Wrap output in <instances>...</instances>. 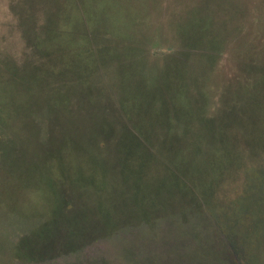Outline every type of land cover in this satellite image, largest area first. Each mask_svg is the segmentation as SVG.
<instances>
[{"label": "rangeland", "instance_id": "rangeland-1", "mask_svg": "<svg viewBox=\"0 0 264 264\" xmlns=\"http://www.w3.org/2000/svg\"><path fill=\"white\" fill-rule=\"evenodd\" d=\"M71 1L0 0V264H264V0Z\"/></svg>", "mask_w": 264, "mask_h": 264}, {"label": "trees", "instance_id": "trees-1", "mask_svg": "<svg viewBox=\"0 0 264 264\" xmlns=\"http://www.w3.org/2000/svg\"><path fill=\"white\" fill-rule=\"evenodd\" d=\"M103 6H105L104 8H102ZM106 8H109V11H113V8L111 7V3H110V0H75V5L73 4V2L71 1L70 2V11L71 10H73L74 11V13L77 15V17H79L80 16V14H81V11L83 12V14H84V16L85 15H87V16H90L92 13H94V12H99L98 14H101L102 15V12H105V11H107V9ZM73 11H72V13H73ZM122 13H123V15H130V17H137L136 15H134V14H137V9L135 8V9H133V8H130V9H128V10H126L125 8H123L122 9V11H121ZM140 13H141V11H140ZM80 18V17H79ZM60 20H62L61 18H59ZM75 19V18H74ZM75 22H77V21H74L73 20V24L75 23ZM108 25V24H107ZM63 27H65V26H63ZM62 27V28H63ZM109 27H113L112 25L111 26H107L106 28H109ZM197 29H199V31H202V32H198L197 31ZM185 34H184V36H187L188 37V35H190V38H189V40L191 39V43L193 42V44L196 46V45H198V44H201L203 41H204V39H206V37H207V28H206V25L205 24H203L202 22H197V26L195 25V29L194 28H190V29H188V30H186L185 32H184ZM68 42H69V44H70V39H68ZM52 46H53V44H51ZM110 46H113V45H110ZM60 53L61 52H59V55H60ZM74 54H71V55H69V59H70V57L71 56H73ZM61 57V56H60ZM63 57H65L66 59H68V55L67 54H65ZM76 56L74 55V60H72V61H75L76 60ZM54 61H55V59H53ZM68 61H66V63H67ZM88 63H89V61L88 60H86L85 61V66H90V65H88ZM130 64V63H129ZM129 64L127 65V67H125V70L126 69H128V66H129ZM51 66V65H50ZM51 69L53 68L52 66L50 67ZM124 88V87H123ZM124 91V90H123ZM129 99L130 98H128V97H121V100H122V105H125L124 106V108L126 109V107H129L128 109H127V113H130L131 111L133 112L135 109H134V105L130 102L129 103ZM133 107V108H132ZM129 111V112H128ZM178 115V114H177ZM178 118H181V117H179L178 116ZM258 126V123H253V125H252V127L251 128H249L248 129V131L249 130H251L250 131V133L251 132H254L255 130H256V127ZM232 137V136H231ZM68 138V137H67ZM66 138V139H67ZM69 139V138H68ZM242 141V140H241ZM258 144V143H257ZM235 150V148L232 150V151H234ZM49 154L51 153V151L50 152H48ZM191 153H194L195 154V151H192ZM234 155H236V154H233L232 155V158H231V160L234 162V164L232 165V166H229L228 165V162L227 161H223V160H228V159H224V158H222V162H221V166H216L217 167V169H213V165H212V169H211V172L214 174L213 176H216V175H223V173H224V171H226L227 169H236V167L237 166H240V165H242V163H243V161L242 160H240V159H238V155L237 156H235L234 157ZM240 155V154H239ZM215 155H213V157H214ZM212 157V158H213ZM229 157H230V154H229ZM228 157V158H229ZM70 158H71V154H70ZM70 158H69V160H70ZM212 158H209V159H207V160H205V161H208V160H210V159H212ZM199 159V158H198ZM93 161V160H92ZM69 162V161H68ZM67 162V165H66V167H68L69 168V171L71 170L72 171V174H73V176H76L77 175V173L79 172L80 174L79 175H77V177H79V176H81V175H83L85 172L84 171H79V170H75V169H71L70 168V166H69V163ZM191 162H194V160H191ZM66 164V162H64V161H62V165H63V168H62V170L64 169V165ZM222 165H224L225 167H222ZM133 167H134V165H133ZM137 167V166H136ZM226 167H228V168H226ZM134 168H132V170H133ZM186 169H187V167H186V165H184V170L186 171ZM165 170V169H164ZM78 171V172H77ZM77 172V173H76ZM187 172V171H186ZM158 173L160 174L161 173V171L159 170L158 171ZM189 173V172H188ZM86 174V173H85ZM186 175L189 177V175L186 173ZM162 176V178H167V176H168V174L166 173V172H163V174L161 175ZM230 177V176H229ZM83 178V177H82ZM77 179V178H76ZM232 179L235 181L236 180V177H232ZM174 180V179H173ZM198 186V182L196 181V187ZM216 188V187H215ZM186 191L188 192V191H190V190H187L186 189Z\"/></svg>", "mask_w": 264, "mask_h": 264}]
</instances>
